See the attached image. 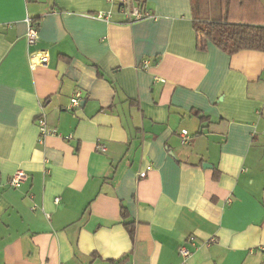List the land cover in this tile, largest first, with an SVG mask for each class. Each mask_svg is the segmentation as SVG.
I'll return each instance as SVG.
<instances>
[{
    "label": "crops",
    "instance_id": "1",
    "mask_svg": "<svg viewBox=\"0 0 264 264\" xmlns=\"http://www.w3.org/2000/svg\"><path fill=\"white\" fill-rule=\"evenodd\" d=\"M133 4L151 16L0 0V264H178L189 236L188 264H264V52L200 47L192 0ZM244 7L264 24V0Z\"/></svg>",
    "mask_w": 264,
    "mask_h": 264
},
{
    "label": "trees",
    "instance_id": "2",
    "mask_svg": "<svg viewBox=\"0 0 264 264\" xmlns=\"http://www.w3.org/2000/svg\"><path fill=\"white\" fill-rule=\"evenodd\" d=\"M192 1L195 15L193 29L200 47L203 48L207 42H210L229 55L241 50L264 52V24L234 16L235 4L237 3L242 12L241 9L245 8L249 0H214L220 13L219 17L210 21L199 17L204 0ZM30 22L34 25L32 19Z\"/></svg>",
    "mask_w": 264,
    "mask_h": 264
},
{
    "label": "built area",
    "instance_id": "3",
    "mask_svg": "<svg viewBox=\"0 0 264 264\" xmlns=\"http://www.w3.org/2000/svg\"><path fill=\"white\" fill-rule=\"evenodd\" d=\"M108 4H116L118 6V9L120 13L124 16L127 22H131L133 20H138L146 17H150L151 14L146 11L142 10L139 5H134L133 0H105ZM111 16V13L109 11L107 12H99L97 17L108 20ZM27 45H34L37 42L38 39V33L36 28L31 24L30 21H28V30H27ZM47 64V57L42 53V52H36L32 53L29 56V66L31 68L36 67L38 65H45ZM79 93H75L73 97L69 99V106L68 108L76 107L79 106L80 101H79ZM37 128H38V141L39 143H43V139L47 135H53L55 134V131L48 128L46 120L44 115H39L37 120H36ZM180 136H181V143L185 144L189 140V134L187 133L186 130H181L180 131ZM67 139L70 138L68 135L66 137ZM97 148L100 151H104V146L102 145H97ZM151 169V165H147L144 169L140 170L137 172V176L139 178H143L147 175V172ZM25 178V174L21 171H18L14 174H12L8 179H7V184L11 187H16L19 185V183ZM212 240V239H211ZM187 245H194V239L193 237L189 236L186 239V243L181 245L178 249V254L181 258L178 264H188V259L191 256L190 249L187 247ZM259 250H264V245L259 246Z\"/></svg>",
    "mask_w": 264,
    "mask_h": 264
},
{
    "label": "water",
    "instance_id": "4",
    "mask_svg": "<svg viewBox=\"0 0 264 264\" xmlns=\"http://www.w3.org/2000/svg\"><path fill=\"white\" fill-rule=\"evenodd\" d=\"M203 166H205V165H203Z\"/></svg>",
    "mask_w": 264,
    "mask_h": 264
}]
</instances>
